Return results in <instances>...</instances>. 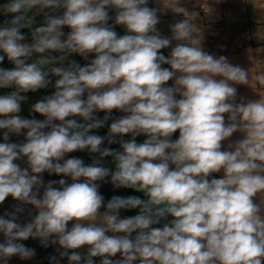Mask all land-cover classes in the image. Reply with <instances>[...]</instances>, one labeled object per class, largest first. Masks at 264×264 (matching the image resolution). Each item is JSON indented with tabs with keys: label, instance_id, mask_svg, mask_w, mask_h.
I'll return each instance as SVG.
<instances>
[{
	"label": "clouds",
	"instance_id": "9594fccd",
	"mask_svg": "<svg viewBox=\"0 0 264 264\" xmlns=\"http://www.w3.org/2000/svg\"><path fill=\"white\" fill-rule=\"evenodd\" d=\"M177 2L0 3V64L12 65L0 67V89H13L0 94V205L9 196L18 202L0 215V264L32 260L35 249L22 243L29 238L57 246L49 264H264V96L239 95L248 70L205 50ZM168 8L186 18L164 35L158 25ZM208 18L215 22L213 7ZM53 53L60 62L43 67ZM49 85L54 92L30 107L44 119L21 116L22 94ZM104 127L106 135L95 133ZM85 150L97 154L87 164L68 156ZM44 173L62 178L45 182ZM103 183L144 198L105 202ZM26 205L36 214L21 223Z\"/></svg>",
	"mask_w": 264,
	"mask_h": 264
},
{
	"label": "crops",
	"instance_id": "0c3cea01",
	"mask_svg": "<svg viewBox=\"0 0 264 264\" xmlns=\"http://www.w3.org/2000/svg\"><path fill=\"white\" fill-rule=\"evenodd\" d=\"M167 2V0H165ZM155 7L161 6L160 0H155ZM176 7H182L184 13L192 17L190 23L197 29V35L203 36V46L205 50L217 55H225L233 64H239L249 72V84L238 85L239 95L249 99H256L257 96H264V0H178L174 5ZM213 7L215 9V22L208 18V9ZM184 13L176 14L172 8H168L166 14L161 16V32L164 35H171L169 25L174 23L177 19L186 18ZM32 13H28L30 16ZM41 17V16H38ZM38 23L40 19L36 17ZM42 22V21H41ZM69 30V29H68ZM27 32V30H26ZM66 33V32H65ZM27 38L31 39V30L27 32ZM170 51V49H168ZM0 67L10 68L11 63L7 60L0 64ZM49 85L46 89H41L35 93L29 92L27 94V102L22 104V110L20 115L25 118H30V107L32 104L42 99L45 95H49ZM13 89H0V94H5ZM44 91V94L42 93ZM44 95V96H43ZM123 113H119V116ZM178 132L174 134L173 139L178 137ZM241 138L240 133H234L232 140ZM11 142H18L21 140L17 136L10 138ZM0 142L2 141V130H0ZM225 145L227 141L224 142ZM84 162H91V158H83ZM112 160V158H111ZM110 163L105 166L112 167ZM21 167H26L24 160L16 161ZM44 175L45 182H48ZM216 178H219L221 173L213 174ZM110 179V178H109ZM109 184V183H108ZM108 186V185H107ZM107 188V187H106ZM42 194V190H41ZM101 194L105 197V202L114 195L129 196L135 195L144 198L143 193L135 192L132 189H109L104 190ZM257 202H258V198ZM11 196H9L3 205H0V215H3L5 211H12L13 205L17 204ZM25 212L20 215L19 222L25 223L31 217L29 216V210L32 215L36 214V210L31 205H26ZM123 211V210H122ZM121 211V212H122ZM138 209L127 210L129 216L136 215ZM171 219V217H169ZM102 217L98 218L95 223L102 224ZM156 225L157 227L162 226ZM3 241V236L0 234V242ZM26 246L34 248L36 255L32 260H21L18 257H12L9 264H49L48 252L55 253V247L51 246L44 248L40 245L39 240L29 238L27 241H22ZM100 258H94L99 263ZM62 264V263H61Z\"/></svg>",
	"mask_w": 264,
	"mask_h": 264
},
{
	"label": "trees",
	"instance_id": "16d2710c",
	"mask_svg": "<svg viewBox=\"0 0 264 264\" xmlns=\"http://www.w3.org/2000/svg\"><path fill=\"white\" fill-rule=\"evenodd\" d=\"M2 2H4V0H0V3H2ZM110 15L114 16V15H115V10L110 11ZM3 19H4V17L0 16V21H2ZM109 23H113V21H109ZM23 31L26 32V30H23ZM64 31L67 33L69 30H68L67 28H65ZM31 39H32V38H31ZM31 39L28 38V41L30 42ZM55 54H56V53H53L54 56H55ZM90 58H94V57H90ZM6 60H7V59H6ZM6 60H5V61H6ZM75 60H76L77 62H79L81 65L87 63V61H85L82 57H80V56H78V55H76ZM97 115H98L100 118H103L104 113L101 112V113H98ZM32 116H35V118L40 119V120L44 119V117L40 116L38 113H32V114L29 115L30 118H32ZM113 116H114V117H115V116H119V112L113 110ZM108 123L110 124V123H111V120H109ZM106 128H107V127H106ZM17 137L20 138L22 141L24 140V137H23V136H17ZM145 138H146V137H144V136L137 137V142H138V143H142L143 140H144ZM124 139H126V140H127V139H130V136H125ZM104 146H106V147L109 146V145L107 144V141H105ZM79 152H80V151H77V152H74V153H69L68 156H69V157H71V156H75V157H76L77 154H78ZM85 164H87V163L85 162ZM45 176H46L47 181H49V180H59L60 178H62V177H60V176H56L55 174L49 176L47 173H45ZM69 182H70V181H69ZM107 185H108V183H103V184L101 185L100 192L104 191V190L106 189ZM121 216H129L128 213H127V210H123V211L121 212ZM50 254H55V253H53V252H48V256H49ZM95 262H96V264H99L98 261H95ZM61 263H62V264H67V260H66V258L63 259V260H61Z\"/></svg>",
	"mask_w": 264,
	"mask_h": 264
},
{
	"label": "rangeland",
	"instance_id": "374dc122",
	"mask_svg": "<svg viewBox=\"0 0 264 264\" xmlns=\"http://www.w3.org/2000/svg\"><path fill=\"white\" fill-rule=\"evenodd\" d=\"M37 18L40 19V22L43 19L42 17H37ZM57 55H59V54L56 53L55 56H57ZM75 57H76V55H73L72 57H69V59H75ZM58 62H60V61H59V58L57 56V58H55V59H52V58L48 59L42 66L43 67H51V66L55 65ZM55 79H56V77H52L53 83H54ZM49 91H50V94H52L54 92V87L52 86L51 88H49ZM42 93L44 94V91H42ZM80 122H83V121H80ZM94 131H95L96 134H99V135H102V136L107 134V131L104 128H101V129H98V130H94ZM110 147L119 150V145L118 144H113ZM94 155H97V154H90L87 150H85V151H80L77 154L76 157H79V158L83 159V158H85L87 156V157H89V158L92 159ZM110 160H111V157L105 158V160H104V166L106 164L110 163ZM106 167H108V166H106ZM109 189L110 190L113 189L111 183H109L108 186H107V188H106V190H109Z\"/></svg>",
	"mask_w": 264,
	"mask_h": 264
},
{
	"label": "built area",
	"instance_id": "2783aa9c",
	"mask_svg": "<svg viewBox=\"0 0 264 264\" xmlns=\"http://www.w3.org/2000/svg\"><path fill=\"white\" fill-rule=\"evenodd\" d=\"M154 5H155V0H149V5L148 6L149 7H155ZM158 28L161 31L160 24L158 25ZM115 30L117 31V33L119 35H123L125 33V29L122 26H119V25H116ZM162 51L164 52L165 55H167L169 53L168 49H164ZM163 67H168V66L167 65H164ZM168 83H169V85H171L172 84V81H169ZM19 142H22V140H19Z\"/></svg>",
	"mask_w": 264,
	"mask_h": 264
},
{
	"label": "water",
	"instance_id": "95a60500",
	"mask_svg": "<svg viewBox=\"0 0 264 264\" xmlns=\"http://www.w3.org/2000/svg\"><path fill=\"white\" fill-rule=\"evenodd\" d=\"M104 129H105L106 131H108V129H107L106 127H104Z\"/></svg>",
	"mask_w": 264,
	"mask_h": 264
}]
</instances>
